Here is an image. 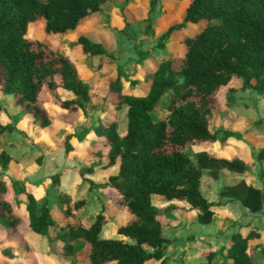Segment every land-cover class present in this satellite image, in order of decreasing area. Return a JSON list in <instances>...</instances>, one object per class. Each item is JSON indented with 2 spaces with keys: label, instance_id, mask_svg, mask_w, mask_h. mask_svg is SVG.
<instances>
[{
  "label": "trees",
  "instance_id": "1",
  "mask_svg": "<svg viewBox=\"0 0 264 264\" xmlns=\"http://www.w3.org/2000/svg\"><path fill=\"white\" fill-rule=\"evenodd\" d=\"M109 1L0 0V95H11L34 133L52 127L56 118L63 122L70 119L71 131L63 133L56 143L64 156L80 154L76 146L82 141L80 149L87 157L104 156L103 162L73 167L99 195V209L84 224L78 213L85 201L82 197L72 199L61 191L55 200L44 199L37 205L48 187L59 185L62 170L34 182L12 175L3 178L11 156L0 149V264L8 260L21 264L7 242L27 231L45 238L42 258L47 261L58 256L75 264L77 252L84 248L86 264H165L167 238L161 234L160 217L176 205L157 207L151 201L154 194L165 201H185L196 209V221L201 224L212 220L213 206L228 201H236L250 212L264 213V141L252 154L258 165L256 175L262 180L260 187L241 178L218 186L214 201H208L199 190L202 169L212 178L220 169L248 170L247 162L237 155L218 154L221 142L237 133L226 126L214 129L213 110L220 104L218 88L233 77L240 79V89L264 95V0H189L182 20L157 39L162 47L173 29L203 19L193 33L180 39L181 50L149 66L143 85L132 78L124 87L123 70L116 67L97 84L95 94L106 103L98 105L101 116L87 119L82 102L90 94L70 56L26 33L30 22L42 18L47 38L64 36ZM72 47L81 57L109 55L100 39L85 34L77 35ZM175 57L179 62L173 66ZM164 93H168L166 99H162ZM158 104L165 111L163 117L153 114ZM123 110L124 129L119 133L117 112ZM5 113L0 106V134L15 128L13 121L2 119ZM192 142L198 146L194 160L186 152ZM203 142L219 144L218 149L202 148ZM115 163L116 172L102 182L85 176L94 164L107 168ZM117 206H124L131 215L115 227L116 234L125 239L101 237L102 225ZM257 239L264 252V228L247 221L232 230L217 249L205 250L200 264H253L249 241Z\"/></svg>",
  "mask_w": 264,
  "mask_h": 264
},
{
  "label": "rangeland",
  "instance_id": "2",
  "mask_svg": "<svg viewBox=\"0 0 264 264\" xmlns=\"http://www.w3.org/2000/svg\"><path fill=\"white\" fill-rule=\"evenodd\" d=\"M188 1L110 0L103 5L100 12L89 20L83 21L64 36L54 34L52 38H47L42 30V18L30 22L26 35L70 56L90 94V98L82 102L85 116L87 119H94L101 116L98 105L102 107L106 104L95 94L97 84L101 79L109 75L116 67H121L123 70L121 80L124 87H127L128 79L132 78L137 79L139 85H143L142 80L149 66L167 57L169 53L181 50L180 39L193 33L201 25L203 19L184 22L173 31L169 30L172 34L163 41L164 46L157 45L158 36L163 34L168 27L182 20L184 7ZM79 34L100 39L109 55L81 57L77 48L72 47ZM178 62L179 59L175 57L173 66ZM239 84L240 79L233 77L227 85L218 88L217 98L220 104L213 110L215 114L213 128L220 129L226 126L237 133V135L228 136L225 142H221L222 149L236 151L238 146L235 143L238 139L242 143H247L249 149L254 152L256 148L254 145L264 141V137L260 138L264 135V95L252 89H240ZM229 87L234 89L228 91ZM167 95L168 93H164L162 99H166ZM0 106L6 112L5 115H1L2 119L6 118L15 123V128L11 132L0 134V149L9 152L14 157L17 166L20 163L21 177L16 178L34 182L45 179L47 174L62 170L59 185L48 187L45 193L38 197L37 205L44 199L47 202L55 200L56 195L61 191L69 193L72 199L82 197L85 201L78 213L81 221L88 224L93 214L99 209V195L95 189L89 188L83 177L72 168L95 161L103 162L104 156L89 158L82 153L79 145L76 148L80 154L73 155L74 158L63 155L62 148L56 143L63 133L70 132L72 129L71 120L68 118L64 122L56 118L52 127L43 132L34 133L25 119H19L24 110L12 103L10 94L0 95ZM153 114L155 117H163L165 111L158 104ZM124 123V110L118 111L117 130L119 133H122L124 129ZM219 134L215 140L217 142ZM243 134H250L255 144L249 143ZM70 140L73 141L72 138ZM218 145H211L207 142L200 144L202 148L209 151L212 147L213 150H217ZM196 149H198L196 142H192L186 149L191 160H194L193 155ZM253 168L257 170V165ZM116 169V163L107 168L94 164L93 171L85 176L94 182H102L108 174L116 172ZM226 174L234 175L230 172ZM221 184L222 176L212 179L206 169L201 170L199 190L208 201L216 199V189ZM151 201L157 207L182 202L177 203L179 205H176L175 211L172 210L168 215L160 217L161 234L167 238L163 252L165 264H200L205 250L217 249L227 241L229 232L236 227L235 221L251 220L257 228H264V217L242 214L238 208L228 206V204L223 207L213 206L212 220L207 224H201L196 221V209L190 208L187 203H184L185 201L177 199L165 201L159 195H152ZM231 208L236 210L235 215L230 210ZM116 209L117 211L102 225L99 232L101 237H119L115 232V227L131 216L124 206H117ZM25 238L26 246L40 256L35 261L32 260L33 264H71L73 262L72 260L66 262L58 256L54 258L55 261H47L41 257L46 251L45 238L32 231L27 233ZM249 244L253 264H264V252L260 251L261 241L259 239L250 240ZM75 264H86L84 248L77 252ZM143 264H148V261Z\"/></svg>",
  "mask_w": 264,
  "mask_h": 264
},
{
  "label": "crops",
  "instance_id": "3",
  "mask_svg": "<svg viewBox=\"0 0 264 264\" xmlns=\"http://www.w3.org/2000/svg\"><path fill=\"white\" fill-rule=\"evenodd\" d=\"M24 117V113L20 116L19 119L23 118ZM24 119V118H23ZM243 136H246V139L249 143H253V145L255 144V142H253V138H251L250 134H243ZM264 137L261 136L260 138ZM263 139V138H262ZM83 142H79L77 145H79V147H83ZM238 148L236 151L232 150V149H221V150H218V154L220 156H223V157H229L230 155H237L238 157L242 158L243 160H245L248 164V170L244 173H237V172H232V171H229L227 169H220L217 173V176L215 178H212V179H216L218 176H222V184H230V183H234L236 181H238L239 179L243 178L245 179L247 182H249L250 184H252L253 186H257V187H260L261 184H262V180H260L257 175H256V170H254L253 166H256L257 165V162L252 158V154L253 152L249 149V146L247 143H242L240 142L238 139L236 140V143ZM260 143L254 145V146H258ZM212 145V144H211ZM250 145V144H249ZM248 146V147H247ZM210 151H213V147H212V150ZM7 152V151H6ZM9 154V152H7ZM11 156V161L7 167V169H5L3 171V174H2V177L3 178H6V177H9V176H14V177H21V174H19L21 172V169L19 168L20 163H19V166L16 165L15 163V159L14 157L9 154ZM74 158V156H71V159ZM70 159V158H69ZM255 163V164H254ZM18 167V168H17ZM252 168V169H251ZM257 168H258V165H257ZM73 169V168H72ZM225 170H227L228 172H226ZM12 172H15V175L12 174ZM63 172V171H62ZM233 173L234 175L232 176H229V174H226V173ZM221 184V185H222ZM220 186V185H219ZM218 188V187H217ZM155 195V194H154ZM177 203H182V202H176L174 203L175 205H179ZM186 203V202H184ZM225 204H228L229 205H232V206H235L236 208H238V210L242 213V214H246V215H255V216H261V217H264V213H254V212H250L247 208L241 206L238 202L236 201H228L227 203ZM224 204V205H225ZM224 205H220L221 207H223ZM232 212H236V210L234 209H230ZM175 211V210H174ZM235 212H234V215H235ZM239 220V219H238ZM247 221L251 222V220H246L244 222H238V221H235L234 222V225H236V227L232 230H235L237 228H239L241 226V224H244L246 223ZM252 224H254L253 222H251ZM201 225V224H200ZM255 225V224H254ZM257 227V226H256ZM242 228V227H241ZM231 230V231H232ZM31 231H27L25 233H23L21 235V237H19V239H15L13 238L12 240H9L7 243L12 245V251L13 253H18V256H17V260L19 263L21 264H33L32 263V260L35 261V259H38L40 258L39 255H37L35 252H33L29 247L26 246V234L29 233ZM230 233V232H229ZM39 235V234H37ZM42 236V235H41ZM120 238H123V236H119ZM1 239V238H0ZM20 240L21 243H17V241ZM7 244V245H8ZM46 251L43 252V255ZM42 257V255H41ZM0 261H3L2 257L0 256ZM17 261L14 262V264H16ZM7 264H13V262H11L10 260H8Z\"/></svg>",
  "mask_w": 264,
  "mask_h": 264
}]
</instances>
